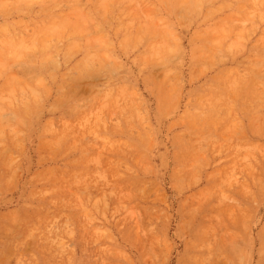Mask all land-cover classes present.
<instances>
[{
  "label": "rangeland",
  "instance_id": "rangeland-1",
  "mask_svg": "<svg viewBox=\"0 0 264 264\" xmlns=\"http://www.w3.org/2000/svg\"><path fill=\"white\" fill-rule=\"evenodd\" d=\"M0 264H264V0H0Z\"/></svg>",
  "mask_w": 264,
  "mask_h": 264
}]
</instances>
